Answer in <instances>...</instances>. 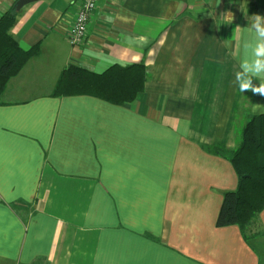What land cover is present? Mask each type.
Returning a JSON list of instances; mask_svg holds the SVG:
<instances>
[{"label": "crops", "instance_id": "1", "mask_svg": "<svg viewBox=\"0 0 264 264\" xmlns=\"http://www.w3.org/2000/svg\"><path fill=\"white\" fill-rule=\"evenodd\" d=\"M19 1L0 0V19ZM80 3L16 11L10 34L40 53L0 106V264H264V211L246 235L216 226L238 185L228 153L264 114V95L236 75L264 42V4L98 0L72 46ZM132 64L148 82L130 106L53 97L69 66ZM215 145L227 154L208 153Z\"/></svg>", "mask_w": 264, "mask_h": 264}, {"label": "trees", "instance_id": "2", "mask_svg": "<svg viewBox=\"0 0 264 264\" xmlns=\"http://www.w3.org/2000/svg\"><path fill=\"white\" fill-rule=\"evenodd\" d=\"M17 17L18 12L11 10L0 19V106L9 82L40 53L39 45L25 50L10 34ZM147 80L148 70L141 64L115 65L102 74L69 66L57 81L53 97L84 95L119 107L130 106L144 93ZM206 150L221 157L227 154L219 145ZM228 155L238 185L236 191L225 194L216 226L240 227L246 235L264 211V114L247 122L240 144Z\"/></svg>", "mask_w": 264, "mask_h": 264}, {"label": "clouds", "instance_id": "3", "mask_svg": "<svg viewBox=\"0 0 264 264\" xmlns=\"http://www.w3.org/2000/svg\"><path fill=\"white\" fill-rule=\"evenodd\" d=\"M257 20H261V16H256ZM257 31L261 37H264V26L256 25ZM264 42L257 43L253 48V57L246 60L242 67L243 73H237V79L240 81L239 88L241 91L251 90L254 93L264 95V83L259 86H253L250 75H257L264 73Z\"/></svg>", "mask_w": 264, "mask_h": 264}, {"label": "built area", "instance_id": "4", "mask_svg": "<svg viewBox=\"0 0 264 264\" xmlns=\"http://www.w3.org/2000/svg\"><path fill=\"white\" fill-rule=\"evenodd\" d=\"M98 0H81L74 24L70 28L69 43L72 46H80L88 37V28L92 16L97 9Z\"/></svg>", "mask_w": 264, "mask_h": 264}, {"label": "water", "instance_id": "5", "mask_svg": "<svg viewBox=\"0 0 264 264\" xmlns=\"http://www.w3.org/2000/svg\"><path fill=\"white\" fill-rule=\"evenodd\" d=\"M36 0H20L17 3L16 11L22 9L24 6L29 5L30 3L35 2Z\"/></svg>", "mask_w": 264, "mask_h": 264}, {"label": "rangeland", "instance_id": "6", "mask_svg": "<svg viewBox=\"0 0 264 264\" xmlns=\"http://www.w3.org/2000/svg\"><path fill=\"white\" fill-rule=\"evenodd\" d=\"M244 1L253 6L254 4H257L259 6L264 4V0H244Z\"/></svg>", "mask_w": 264, "mask_h": 264}]
</instances>
